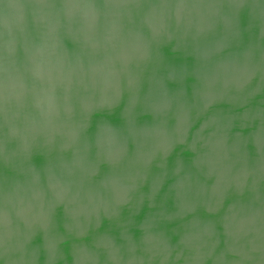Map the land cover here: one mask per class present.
I'll use <instances>...</instances> for the list:
<instances>
[{
  "label": "water",
  "instance_id": "water-1",
  "mask_svg": "<svg viewBox=\"0 0 264 264\" xmlns=\"http://www.w3.org/2000/svg\"><path fill=\"white\" fill-rule=\"evenodd\" d=\"M0 264H264V0H0Z\"/></svg>",
  "mask_w": 264,
  "mask_h": 264
}]
</instances>
